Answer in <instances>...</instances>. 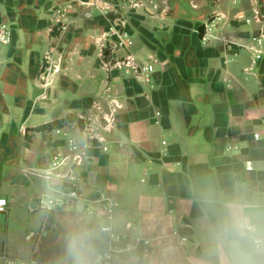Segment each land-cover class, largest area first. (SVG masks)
<instances>
[{
	"label": "crops",
	"instance_id": "0c3cea01",
	"mask_svg": "<svg viewBox=\"0 0 264 264\" xmlns=\"http://www.w3.org/2000/svg\"><path fill=\"white\" fill-rule=\"evenodd\" d=\"M171 1L78 0L61 15L67 0H0V20L13 29L0 71V198L9 202L0 214V264L22 257L21 233L28 261L65 264L66 226L88 219L87 199L99 193L118 205L116 231L150 241L148 257L138 246L111 264H207L208 228L193 188L211 180L231 192L242 183L264 197V143L254 138L264 133V56L249 49L264 36V0H189L208 11L204 21L164 16ZM209 23L205 42L200 30ZM113 28L133 44L114 49ZM105 54L152 65L149 80L129 67L108 70ZM113 99L122 108L104 132L109 149L93 142L77 168L84 200L44 210L45 180L26 171L48 168L70 138L83 142L95 104L105 114ZM65 117L72 123L34 130ZM53 186L51 195L69 183ZM97 243L105 251L107 236Z\"/></svg>",
	"mask_w": 264,
	"mask_h": 264
},
{
	"label": "built area",
	"instance_id": "2783aa9c",
	"mask_svg": "<svg viewBox=\"0 0 264 264\" xmlns=\"http://www.w3.org/2000/svg\"><path fill=\"white\" fill-rule=\"evenodd\" d=\"M78 0H67L66 7L58 8V14L64 15L70 10L74 3ZM104 7L109 9L110 6L104 3ZM1 17V7H0ZM256 17L260 19V12L256 11ZM213 21V20H211ZM210 21V22H211ZM248 22L250 20H247ZM214 22V21H213ZM212 23V22H211ZM207 24L202 34L203 41L208 40V31L210 30V24ZM63 27L58 28L61 31ZM108 36L117 37V41L114 44V49H120L125 46H131L133 41L130 35L125 31H119L115 28L111 29ZM13 41V29L8 23L0 20V71L4 68L6 61L3 56V48L9 46ZM249 49L253 52L256 60L261 59L264 56V36L253 39V42L249 45ZM109 55L105 54L107 61L105 67L110 70L113 68H131L140 80L148 81L150 74L153 71V66H137L132 63L130 57L125 59L111 60L108 59ZM44 68L41 74L42 79L46 83V75L52 70V51L48 50L44 55ZM55 71H59V68H54ZM2 87L0 86V93H2ZM95 112L91 113L86 118V123L82 128L84 141L80 142L75 138H70L67 142L68 151L65 153H55L51 157L50 166L46 169H28L27 174H32L41 178L47 172H51L53 177H59V180H64L69 183V188L64 190H57L54 195H51V208H46L43 204V197L40 198V206L46 211L73 206L75 203L84 200V196L81 189L82 178L77 174V168L87 161L89 156V148L93 142H99L102 148L107 151L109 146L106 144V138L104 132L110 131L116 121V113L122 108L117 100L113 99L110 109L107 113L103 114L99 104H95ZM21 132L25 133L24 127L21 128ZM256 140H260L264 143V133L256 132L254 134ZM247 169L252 170L253 165L251 161L247 162ZM88 204L85 207V215L95 220L105 219L104 226L108 229L103 233L107 236L109 242L108 248L105 251H101L103 259L101 264H111L114 260H121L125 255L131 254L134 250L141 246L144 248L143 256H149L150 241L141 237H134L131 239L128 234H122L116 231L113 226V221L118 208L117 203L113 201L109 196L104 193H99L87 199ZM9 208V202L5 198H0V214L6 213ZM5 264H36L34 262L26 260H17L8 256H5Z\"/></svg>",
	"mask_w": 264,
	"mask_h": 264
},
{
	"label": "clouds",
	"instance_id": "9594fccd",
	"mask_svg": "<svg viewBox=\"0 0 264 264\" xmlns=\"http://www.w3.org/2000/svg\"><path fill=\"white\" fill-rule=\"evenodd\" d=\"M59 177L44 175L43 204L51 208V194ZM208 228L207 264H264V197L246 184L236 183L231 192L211 180L193 188ZM79 211V209H78ZM108 229L101 220L93 225L90 218L70 220L65 234V264H101L98 246Z\"/></svg>",
	"mask_w": 264,
	"mask_h": 264
},
{
	"label": "water",
	"instance_id": "95a60500",
	"mask_svg": "<svg viewBox=\"0 0 264 264\" xmlns=\"http://www.w3.org/2000/svg\"><path fill=\"white\" fill-rule=\"evenodd\" d=\"M208 11L196 9L189 0H175L169 3L164 16L193 20H206Z\"/></svg>",
	"mask_w": 264,
	"mask_h": 264
},
{
	"label": "trees",
	"instance_id": "16d2710c",
	"mask_svg": "<svg viewBox=\"0 0 264 264\" xmlns=\"http://www.w3.org/2000/svg\"><path fill=\"white\" fill-rule=\"evenodd\" d=\"M214 17L213 15H211L210 17V20H212ZM201 34L204 33V25L201 27ZM72 123V119L71 117H65L63 119H58L56 121H53L51 123H46V124H43L37 128H35L34 130H37V131H46V130H53V129H57V128H61L67 124H70Z\"/></svg>",
	"mask_w": 264,
	"mask_h": 264
},
{
	"label": "rangeland",
	"instance_id": "374dc122",
	"mask_svg": "<svg viewBox=\"0 0 264 264\" xmlns=\"http://www.w3.org/2000/svg\"><path fill=\"white\" fill-rule=\"evenodd\" d=\"M6 228V223H4V229ZM11 229H13L12 227H11ZM28 237H26V239H27ZM26 239L24 240V234H22L21 233V236H20V239H19V243L21 244V245H23L24 246V251H23V253L21 254L22 255V257H19L18 259L19 260H29V258L27 257V255H28V251H29V249H27V248H25V246H27V244H26ZM17 259V260H18Z\"/></svg>",
	"mask_w": 264,
	"mask_h": 264
}]
</instances>
